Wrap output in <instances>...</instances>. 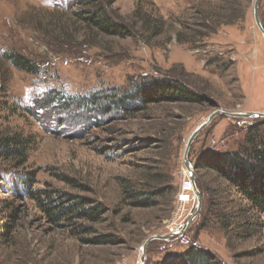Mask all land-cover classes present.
<instances>
[{"label":"rangeland","instance_id":"rangeland-1","mask_svg":"<svg viewBox=\"0 0 264 264\" xmlns=\"http://www.w3.org/2000/svg\"><path fill=\"white\" fill-rule=\"evenodd\" d=\"M75 1L0 0V137L18 132L30 141L28 161L19 168L0 157V264H168L190 244L225 264H264V215L194 164L205 151L239 149L251 122L241 119H256L264 139V116L220 114L198 134L189 158L202 208L184 235L154 239L142 251L149 237L177 231L197 207L184 164L196 127L215 109L264 113V35L256 24L255 0H150L167 21L165 32L150 43L134 32L91 38L97 46H60L62 35L75 36V43L84 38L73 19ZM137 2L115 0L113 8L131 19ZM241 9V20L221 25L201 42L178 39L181 30L191 37L198 16L221 18ZM258 12L264 27V0ZM12 51L44 70L33 75L18 69L6 56ZM154 77L180 79L207 100L153 103L140 112L106 115L48 104L51 95L124 93ZM31 171L29 187L23 177ZM135 192L156 204L134 206ZM55 203L99 207L102 213L96 221L58 220L49 210ZM98 239L115 241L98 244Z\"/></svg>","mask_w":264,"mask_h":264},{"label":"trees","instance_id":"trees-1","mask_svg":"<svg viewBox=\"0 0 264 264\" xmlns=\"http://www.w3.org/2000/svg\"><path fill=\"white\" fill-rule=\"evenodd\" d=\"M115 0H76L73 11L74 21L80 24L85 30L84 38L75 43V36L62 35L60 46L64 44L75 45L85 44L97 46L93 40L100 37H129L134 32H138L145 43H150L151 38L161 36L166 29L167 21L162 15L157 13L154 4L150 0H138L131 19H126L118 14L113 8ZM240 5V3H239ZM230 11L225 17H217L205 13L198 16L197 29L191 30V37H183V30L179 31V41L183 43H196L205 40L214 33L221 25L235 24L244 17V12ZM141 22V26L137 24ZM188 23H184L186 27ZM142 27V29H141ZM140 31V32H139ZM91 35L90 37H87ZM93 38V39H91ZM54 44L57 41H53ZM7 58L18 69L33 75H39L44 70V65H40L36 60L27 56L23 52L6 53ZM50 94V93H49ZM203 93L190 88L185 82L176 78H149L140 80L131 89L124 93L119 91H99L92 95H82L80 98L64 97L59 94L51 95L48 104L61 107L62 110L71 108L81 109L91 114H111L140 112L153 103H182L201 105L206 102ZM243 122L250 120L247 126V136L239 149L231 150H208L201 153L194 163L195 167L206 172H212L217 178L222 180L227 187L233 188L248 203L250 210L264 215V139L260 134V129L256 126V119H241ZM92 122V120H88ZM95 122H98L96 120ZM30 141L22 134L14 132L0 137V157L12 159L14 167L19 168L28 161ZM34 173L31 171L23 177L24 183L31 187ZM199 187L204 188L200 181ZM200 189V190H201ZM48 199H52V194L41 191ZM132 193L134 206L148 207L154 206L155 200L152 197L138 198ZM38 196V194H36ZM40 195L36 198H39ZM52 201V200H51ZM84 203V202H83ZM52 214L58 220L66 218H83L98 220L102 213L99 207L84 209V204L78 207L65 206L55 203L51 207ZM16 218V213L12 216ZM7 228L10 226L6 225ZM229 227V226H228ZM114 239H98V244H104ZM168 264H225L215 253L194 245H189L184 252L175 255Z\"/></svg>","mask_w":264,"mask_h":264},{"label":"water","instance_id":"water-1","mask_svg":"<svg viewBox=\"0 0 264 264\" xmlns=\"http://www.w3.org/2000/svg\"><path fill=\"white\" fill-rule=\"evenodd\" d=\"M259 2L260 0H255V4H254V15H255V20H256V24H257V27L258 29L261 31V33L264 35V27L262 25V22L260 20V17H259V12H258V9H259ZM225 115V116H231V117H239V116H242V117H256V116H264V113H258V112H247V111H228V110H224V109H215L214 111H212L207 120L202 122L201 124H199L196 129L191 133V135L189 136L188 138V141L186 143V149H185V153H184V164L189 172V177H190V182L194 188V191H195V194H196V199H197V207L194 211V213L192 214V216L190 217V219L186 222L185 224V229L183 230H180V231H177V232H174V233H168V234H164V235H155V236H151L149 237L145 243L143 244L142 246V251L143 253L146 252V247L148 245V243L154 239H170L172 237H175V236H181V235H184V232L187 228V226L190 225V223L192 222V220L197 217V215L199 214V211L200 209L202 208V205H203V197H202V194L201 192L198 190L197 186H196V183H195V179H196V175H195V172H194V167L192 165V162L190 161V158H189V152H190V149L192 147V144L195 140V138L198 136V134L203 130L205 129V127L207 125H209V123L212 121L213 118H215L217 115ZM145 264V263H144Z\"/></svg>","mask_w":264,"mask_h":264},{"label":"built area","instance_id":"built-area-1","mask_svg":"<svg viewBox=\"0 0 264 264\" xmlns=\"http://www.w3.org/2000/svg\"><path fill=\"white\" fill-rule=\"evenodd\" d=\"M186 186H187V185H186ZM188 186H189V185H188ZM185 224H186V223H184V225L178 226V227L176 228V230H177V231L183 230L184 227H185ZM177 231H173V233H174V232H177Z\"/></svg>","mask_w":264,"mask_h":264}]
</instances>
